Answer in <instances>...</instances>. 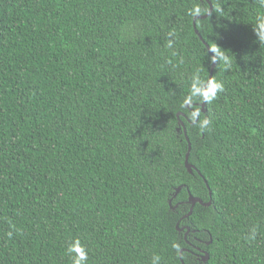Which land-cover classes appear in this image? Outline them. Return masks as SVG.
<instances>
[{"label": "trees", "instance_id": "trees-1", "mask_svg": "<svg viewBox=\"0 0 264 264\" xmlns=\"http://www.w3.org/2000/svg\"><path fill=\"white\" fill-rule=\"evenodd\" d=\"M259 17L261 0H0V264H73L77 239L86 264H264ZM188 192L212 204L185 218Z\"/></svg>", "mask_w": 264, "mask_h": 264}, {"label": "clouds", "instance_id": "clouds-1", "mask_svg": "<svg viewBox=\"0 0 264 264\" xmlns=\"http://www.w3.org/2000/svg\"><path fill=\"white\" fill-rule=\"evenodd\" d=\"M261 3L264 4V0H261ZM200 14V9L194 8L191 12V15L197 16ZM171 35V33H170ZM257 35H259L261 40H264V17H259L258 18V29H257ZM172 44L169 42L168 47L171 48ZM213 53H216L217 55L222 56L223 54L219 52V49L216 47H213L211 49ZM214 60V59H213ZM193 80L195 83H193V86L191 88V97H189V100L193 97H202L205 101L211 102L216 98V93L218 91H223V84L218 83L215 81H209L207 87L205 88L204 82L199 78L198 75L194 76ZM199 85V86H197ZM208 121L205 120L201 124V128H203L205 125H207ZM12 233L9 232L8 236L11 237ZM256 236V229L253 228L251 230V235L249 239H255ZM177 251L179 249L177 248ZM67 252L74 256L72 257L73 259V264H86V261L88 259V253L85 247L80 243V241L77 239L73 241L67 248ZM159 257H154V264H158L159 262Z\"/></svg>", "mask_w": 264, "mask_h": 264}, {"label": "water", "instance_id": "water-1", "mask_svg": "<svg viewBox=\"0 0 264 264\" xmlns=\"http://www.w3.org/2000/svg\"><path fill=\"white\" fill-rule=\"evenodd\" d=\"M212 11H213V6H212V4H210V10H209V12H208L205 16H197V17L195 18V20H194V28H195V32H196V34L198 35V37H199L201 40H203V39H202L200 33H199L198 30H197V27H196V21L199 20V19H206V18H208V17L212 14ZM205 45H206V47L208 48L209 53H210L211 55H213V52L211 51L210 47H209L206 43H205ZM216 64H217V61H216V58H214V62H213V66H212V70H211V73H210V76H209L208 82H207L206 85H205V88L207 87L209 81H212V78H213V72H214V69H215V67H216ZM189 106H190V104L187 105V107H189ZM200 106H201V108H202V112L205 113V112H206V110H205L206 101L204 100L203 103H202ZM178 116H180V115H178ZM182 126H183V125H182ZM183 127H184V126H183ZM184 133L186 134V129H185V128H184ZM187 141L189 142V152H188V154H187V156H186L185 166H186L187 171H188L190 174H192L193 171L196 170V168H195L192 164L189 163V156H190L191 144H190L189 138H187ZM199 174H200V173H199ZM181 189H182L181 187H179L178 189H176V195L179 194V192L181 191ZM188 194H189L188 203L191 205V211L189 212V214H187V215L185 216V218H187V217H189V216L192 215L193 209H194V207H195L196 204H200V205L205 206V207H208V206H210V205L212 204L211 201L208 202V203H204L201 199L196 198V197H193L189 192H188ZM210 194H211V193H210ZM176 195H175V196H176ZM177 229H178L179 232H182V231L184 230L183 228L180 229L178 226H177ZM189 232H190V229L188 228L187 231H186V233H185V238H187V235L189 234ZM208 244H210V243H208ZM183 251H186V250H182V251H181V254H182ZM202 253H203V254H202V260H203L204 262H207L208 259H209V254H208L207 252H204V251H202ZM183 264H184V263H183Z\"/></svg>", "mask_w": 264, "mask_h": 264}]
</instances>
